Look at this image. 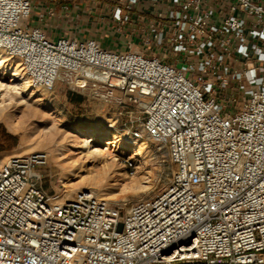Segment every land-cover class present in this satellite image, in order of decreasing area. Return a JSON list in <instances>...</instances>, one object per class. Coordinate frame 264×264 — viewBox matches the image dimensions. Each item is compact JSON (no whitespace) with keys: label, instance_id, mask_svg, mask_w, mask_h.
<instances>
[{"label":"built area","instance_id":"built-area-1","mask_svg":"<svg viewBox=\"0 0 264 264\" xmlns=\"http://www.w3.org/2000/svg\"><path fill=\"white\" fill-rule=\"evenodd\" d=\"M90 1L114 47L51 36L33 0H0V49L34 90L129 99L142 114L120 137L157 141L171 176L129 201H52L45 152L0 159V264H264V0Z\"/></svg>","mask_w":264,"mask_h":264},{"label":"rangeland","instance_id":"rangeland-1","mask_svg":"<svg viewBox=\"0 0 264 264\" xmlns=\"http://www.w3.org/2000/svg\"><path fill=\"white\" fill-rule=\"evenodd\" d=\"M1 52L5 64L8 67L17 64L19 71L26 78L19 58L9 55L4 50ZM0 77H9V69H1ZM28 90L33 93L29 104L23 102L17 92H13L11 97L6 95L3 102L0 100V103L7 105L4 110L0 105L2 109L0 114L8 116L12 127L10 129L4 121H0V159L4 161L12 155L45 152L46 163L36 170L40 174L38 183L49 196L62 193L61 187L63 188V184L66 183L69 185L68 188H71L70 192H64L58 200H68L78 190L90 189L113 202L129 201L158 193L166 186L171 176L172 165L165 148L152 138L141 139L147 144L145 152L147 169L143 168L139 158L129 161L131 150L123 149L122 146L111 149L119 160L108 159L109 162L106 164L87 156L81 148L74 146L84 137L77 130V125L98 123L106 136L112 131L121 138V133L126 131L125 125L130 119L131 111L134 112L133 116L142 114L134 109L129 99L125 107L115 106L104 103L97 97H89L87 91H73L67 84L61 82L56 84L51 94L34 90L29 83ZM143 108L145 107L139 109ZM80 165L85 168L83 167L78 176L64 179V173L73 171ZM119 169L123 172L121 176L123 179L117 182ZM92 172L98 175L99 183L88 182V175ZM128 172L131 174L127 175Z\"/></svg>","mask_w":264,"mask_h":264},{"label":"bare ground","instance_id":"bare-ground-1","mask_svg":"<svg viewBox=\"0 0 264 264\" xmlns=\"http://www.w3.org/2000/svg\"><path fill=\"white\" fill-rule=\"evenodd\" d=\"M1 50H3V49H0V70L3 68H8L9 69V77H7V78L0 77V94H1L0 100L3 102L5 100L4 97L6 95H9L11 97L13 92H17L22 97V101L28 103L29 100L32 98L33 93H32V91L28 90L27 79L19 71L17 64H15V66L11 65L10 67H8V65L5 64V60L3 59L4 55L1 52ZM15 58H16V56H15ZM90 73H92V70L87 67L83 70L82 74L87 75ZM15 80H18V81L15 82ZM82 81L83 80H78L77 83H80ZM72 84L74 85V84H76V82L73 81ZM81 90L87 91L90 96L97 94V92L92 87H89V86L84 87ZM0 105L3 108V110L5 109V107L7 108V105H5L4 103H0ZM142 105L144 107H148V105L146 103H143ZM0 110L2 111V109H0ZM7 117L0 114V121H4L7 124V126L10 129H12L10 122H9V119ZM77 130L79 131V133L83 134L84 137L81 139L80 143H77L74 146H75V148H81L82 149L81 151H84L85 152L84 154H86L87 156H90L95 160L102 161V162H104V164H106L109 162L108 159H111L113 161L119 160V157H116L117 155L115 153H113L111 149H112V147L119 148L122 146L123 149L131 150L130 157L128 159L129 161L139 158L142 161L143 168L147 169L148 163H146V154H145L147 144L145 141L140 140L138 142L133 141L132 143H128V141L124 140V138H118L119 136H117V134H115V132H112V131L109 135L106 136L104 133V130L102 129V126L98 123H93V124H89V125H77ZM83 167H84L83 165H80V166L76 167L73 171H69V172L64 173V175H65L64 179L66 180L70 176H72V177L78 176V173L83 169ZM93 172L90 175H88V182L89 183H99L98 175L96 173L93 174ZM130 174H131L130 172L127 173V175H130ZM118 175H119V178H118L117 182H119L120 180L123 179V178H121V176L123 175V172L121 169L118 170ZM66 185H67V188H65ZM68 187H69L68 184H66V183L63 184V188L61 187L62 193H60L58 195L55 194L53 196H49L50 200L57 201L58 197L61 196L64 192H66V191L70 192L71 188H68ZM87 187L92 188L91 186H87ZM58 192H60V191H58ZM104 193H105V191H104Z\"/></svg>","mask_w":264,"mask_h":264},{"label":"crops","instance_id":"crops-1","mask_svg":"<svg viewBox=\"0 0 264 264\" xmlns=\"http://www.w3.org/2000/svg\"><path fill=\"white\" fill-rule=\"evenodd\" d=\"M33 20L40 23L51 36L74 35L78 37H96L104 46L114 47L110 36L103 35L98 6L90 0H33ZM61 3L70 6L67 14ZM55 13L50 15L48 9ZM75 14L80 17L76 18ZM109 35V34H108Z\"/></svg>","mask_w":264,"mask_h":264}]
</instances>
